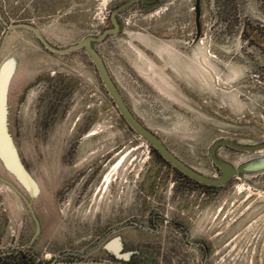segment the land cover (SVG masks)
Returning <instances> with one entry per match:
<instances>
[{"label": "rangeland", "instance_id": "obj_1", "mask_svg": "<svg viewBox=\"0 0 264 264\" xmlns=\"http://www.w3.org/2000/svg\"><path fill=\"white\" fill-rule=\"evenodd\" d=\"M127 1L0 0L5 133L19 162L0 155V264L112 260L103 245L124 246L128 228L174 264H200L203 248L175 222L206 243L208 264H264V168L235 172L264 149L220 146L234 171L221 186L187 177L127 124L78 47ZM115 17L119 32L93 46L178 160L217 178L215 142L264 143V0H138Z\"/></svg>", "mask_w": 264, "mask_h": 264}, {"label": "water", "instance_id": "obj_2", "mask_svg": "<svg viewBox=\"0 0 264 264\" xmlns=\"http://www.w3.org/2000/svg\"><path fill=\"white\" fill-rule=\"evenodd\" d=\"M138 0H128L127 2L120 5L118 8H115L114 11L110 15V20L113 24V27L107 28L102 31V33L98 36H86L79 43L78 47L84 48L87 54L92 59L95 68L98 72V75L106 88L109 96L114 102L117 110L123 117V119L127 122V124L141 137H143L155 150L156 152L169 164L179 170L181 173L186 175L187 177L208 186H221L226 184L230 178L232 177L234 171L233 168L224 163L216 157V150L220 146H227L232 149L243 151V152H255L258 150L264 149V143L258 145L244 146L237 143H234L229 140H218L215 142L209 151V157L212 163L220 170V175L217 178H208L200 175L195 172L180 160H178L160 141L156 135H154L151 131H149L144 125H142L128 110L125 103L123 102L118 90L116 89L112 79L108 75L106 67L99 53L93 46V43H100L106 39L111 34H116L119 32V24L116 21V13L128 6L133 4ZM147 4H152L156 2V0H140ZM7 95V84H0V155L2 158L11 164H13L16 168L19 169L18 158L6 136L5 133V102ZM264 168V157L256 158L250 160L248 162L242 163L235 168L236 173L242 172H252L258 169ZM21 174L23 171L20 169ZM18 173V172H17ZM19 174V173H18ZM121 240L118 236L113 237L109 241H107L103 245V249L107 251L109 254L115 256L117 259H124V254L120 253L121 250ZM29 264H121L116 261L106 260V259H51L45 260L41 262H32Z\"/></svg>", "mask_w": 264, "mask_h": 264}, {"label": "flooded vegetation", "instance_id": "obj_3", "mask_svg": "<svg viewBox=\"0 0 264 264\" xmlns=\"http://www.w3.org/2000/svg\"><path fill=\"white\" fill-rule=\"evenodd\" d=\"M130 225H133L130 223ZM174 226L180 227L183 232L184 241L187 243H193L195 245H200L203 248V259L200 264H208L209 260V249L205 246V242L202 240H191L193 236L190 235L191 228L187 225V228H184L181 224L177 222L173 223ZM137 228H141L140 226ZM151 232V230H149ZM155 231V229H154ZM124 246H121L120 253L124 254V259H117L115 256L109 254V257L112 261L119 262L121 264H174V261L169 254H173L170 251H163L160 246H154V244H159V242H145L139 236V232L136 229L128 228V231L124 232ZM128 236V237H127ZM140 243H144L145 246H141ZM153 243V244H152ZM180 264H185L184 261H180Z\"/></svg>", "mask_w": 264, "mask_h": 264}, {"label": "bare ground", "instance_id": "obj_4", "mask_svg": "<svg viewBox=\"0 0 264 264\" xmlns=\"http://www.w3.org/2000/svg\"><path fill=\"white\" fill-rule=\"evenodd\" d=\"M107 179H108V177L106 178V182H107Z\"/></svg>", "mask_w": 264, "mask_h": 264}, {"label": "trees", "instance_id": "obj_5", "mask_svg": "<svg viewBox=\"0 0 264 264\" xmlns=\"http://www.w3.org/2000/svg\"><path fill=\"white\" fill-rule=\"evenodd\" d=\"M30 263H32V262H30Z\"/></svg>", "mask_w": 264, "mask_h": 264}]
</instances>
